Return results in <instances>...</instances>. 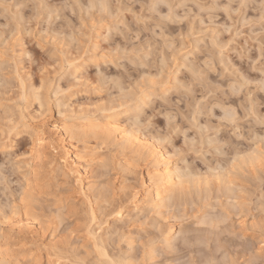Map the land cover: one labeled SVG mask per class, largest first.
<instances>
[{"label":"rangeland","instance_id":"374dc122","mask_svg":"<svg viewBox=\"0 0 264 264\" xmlns=\"http://www.w3.org/2000/svg\"><path fill=\"white\" fill-rule=\"evenodd\" d=\"M39 118L86 191L56 131L25 193ZM118 127L183 174L158 214ZM0 234L15 264H264V0H0Z\"/></svg>","mask_w":264,"mask_h":264},{"label":"bare ground","instance_id":"6f19581e","mask_svg":"<svg viewBox=\"0 0 264 264\" xmlns=\"http://www.w3.org/2000/svg\"><path fill=\"white\" fill-rule=\"evenodd\" d=\"M39 119H38V121H36L37 123L34 125V130H33L34 132L32 131L33 135H34V137H33L34 140L32 142V149H31L33 160H32V163L30 165V176L27 177L26 179H24L25 184L23 183L25 185V187L27 188V189L25 188V190H26L25 193L29 192L31 195H33L32 193L36 194V193H39L41 191L42 186L40 185L39 178L37 177L38 168L40 166L42 167L44 165L47 166L48 164H51V161H49L50 160L49 155L52 151L55 152V150H57L56 147L52 144L53 140L56 139L54 137V136H56L55 135L56 131L58 132V138L57 139H59V141L61 142L60 144H62V146H63V147L60 146L63 149V150H61L62 154L60 156V160L64 163V165L67 162L68 163L70 162V164L73 165V167L72 166L71 167H72V169H74V171H76L75 173H77V175H78L77 178H78L79 184H80L79 188H80V190L82 189L84 191L85 189H87L86 186L89 183L88 182L89 178L87 176L88 171H89L88 165L90 166V162L93 160V158L91 157L89 159L90 156L88 155V159L89 160L92 159V160L89 161L87 159V157L86 158L82 157L83 159H85V160H83L80 157V155H78L76 152L72 151L69 144H66L67 143L66 142V131L68 132V129H66V131H65V127H63L64 125H62V126L61 125H57V126L54 125L53 127L51 125V127L55 129L54 130L50 127V124L47 122V120L45 118H41L40 120ZM31 130L32 129L30 128V130H28V132ZM114 130H116V126H115ZM117 130H118L117 135H118L119 139H121V141L123 142L122 143L123 148H126V147L130 148L131 145H136L138 147V149H137L138 154L139 153L144 154V152H145V155H146L145 157H147V159L149 157L150 160L152 159L151 160L152 161V164H151L152 168L150 167V169H148V167L145 166L147 168V170L145 171L146 177H145V180L143 182L149 184V187L151 188V192L149 194L148 201H147L149 206H150V210H152V211H154V213L156 212L158 214L160 209L165 206L166 199H169L170 197H172V194H173L172 192L175 190V188H177L176 186L179 187L181 180H182L181 177L183 174H181L177 171L179 168L176 169L175 166L174 167L171 166L170 160H168L167 157H165L163 152L160 150L161 148H159V149L157 148V150H156L157 146L155 144H152L153 145V147H152V145H150L147 142L146 143L149 146H147L144 142L143 143L140 142L139 137L136 136L138 134L134 133L133 130L132 131L130 129L126 130L125 128L122 129V127H121V129L118 127ZM104 132H106V131H104ZM154 146H156V147L154 148ZM131 148H132V146H131ZM142 151H144V152H142ZM134 152H136V147H135ZM145 157H143V158H145ZM169 159H170V157H169ZM184 177H185V174H184ZM186 177H188V176H186ZM89 184L91 185V183H89ZM196 184H197V182H196ZM83 191H81V192L83 193V195H85L86 193ZM87 191L89 192V188ZM89 194L90 193H87L86 196L89 197L90 196ZM133 198H135V197H133ZM134 203H135V201H134ZM91 217H93V215H91ZM90 238L93 241L94 245L96 247H98V249H100L101 247L99 246V244H100L101 240L97 241V239L99 237L97 238L96 235L90 234ZM169 239H171L170 236L167 238V240H169ZM100 250H101V252L99 251L100 255H103L104 250H102V248ZM23 253H24V249L22 248V244H19L17 239L14 240V239H11L6 234H0V258L5 264L6 263L7 264L8 263L15 264V263L19 262V260H21L23 258Z\"/></svg>","mask_w":264,"mask_h":264}]
</instances>
